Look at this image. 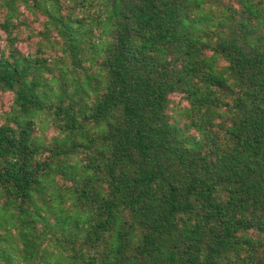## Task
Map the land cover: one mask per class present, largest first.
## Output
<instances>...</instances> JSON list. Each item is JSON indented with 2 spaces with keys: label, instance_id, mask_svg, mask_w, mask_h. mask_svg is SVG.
<instances>
[{
  "label": "trees",
  "instance_id": "obj_1",
  "mask_svg": "<svg viewBox=\"0 0 264 264\" xmlns=\"http://www.w3.org/2000/svg\"><path fill=\"white\" fill-rule=\"evenodd\" d=\"M0 29V264H264V0H0Z\"/></svg>",
  "mask_w": 264,
  "mask_h": 264
},
{
  "label": "rangeland",
  "instance_id": "obj_2",
  "mask_svg": "<svg viewBox=\"0 0 264 264\" xmlns=\"http://www.w3.org/2000/svg\"><path fill=\"white\" fill-rule=\"evenodd\" d=\"M23 16H21L20 22L17 23L14 33L17 35L15 45L26 55H39L40 57H46L49 61H53L54 56L60 52L56 48H52L42 38L40 32L44 29L43 20L44 17L40 16L37 19L28 10L22 8ZM0 49L8 52L10 49V42L7 40V32L0 29ZM14 95L11 92H0V124L5 120L4 114L11 108ZM176 101H181L182 105H186V102L180 95H175ZM37 133L46 140H51L56 134L57 130L53 126L50 118L43 114L39 117V123L37 125Z\"/></svg>",
  "mask_w": 264,
  "mask_h": 264
}]
</instances>
